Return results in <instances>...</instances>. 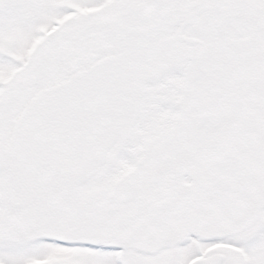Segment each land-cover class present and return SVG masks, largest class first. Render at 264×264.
<instances>
[{
    "label": "snow or ice",
    "instance_id": "obj_1",
    "mask_svg": "<svg viewBox=\"0 0 264 264\" xmlns=\"http://www.w3.org/2000/svg\"><path fill=\"white\" fill-rule=\"evenodd\" d=\"M0 264H264V0H0Z\"/></svg>",
    "mask_w": 264,
    "mask_h": 264
}]
</instances>
